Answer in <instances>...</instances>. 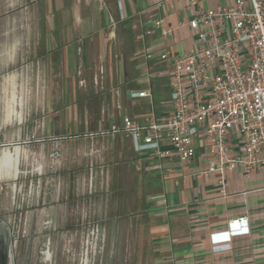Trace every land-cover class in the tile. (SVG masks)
I'll return each instance as SVG.
<instances>
[{
	"label": "crops",
	"instance_id": "0c3cea01",
	"mask_svg": "<svg viewBox=\"0 0 264 264\" xmlns=\"http://www.w3.org/2000/svg\"><path fill=\"white\" fill-rule=\"evenodd\" d=\"M233 1L201 0V5L229 6ZM189 17L184 0H0V130L10 121L20 122L27 92L23 85L18 92L15 84L24 82L29 67L33 83L44 82L43 73L47 83L43 91L37 85L30 98L37 107L44 99V111L59 121L48 130L44 126L48 138L92 131L119 121L120 114L143 119L154 102V82L167 68L158 56L186 53L194 43L186 25ZM156 20L161 27L146 34ZM41 66L42 75L36 73ZM147 89L152 100L129 98L131 92ZM155 108L160 119L170 111L161 103ZM49 142L51 165H69L63 173L66 187L59 186L60 176L54 173L48 175L47 187L35 181L43 176L40 163L35 175L19 170L37 163L34 148L0 151V180L5 179L0 195L7 188L11 196L28 199L22 223L34 227V235L42 225L58 237L63 226L81 225L85 231L87 222H93L77 246L70 248L75 241L71 233L68 248L46 241L40 251L49 257L66 250L70 264L75 254L78 264H87L99 243L111 264H264V172L248 178L238 169L198 176L205 167L202 142L189 165L174 157L144 159L124 137ZM92 179L99 186L93 187ZM10 214L0 206L1 219L11 220ZM239 216L247 217L248 234L233 237L229 251L212 253L209 235Z\"/></svg>",
	"mask_w": 264,
	"mask_h": 264
},
{
	"label": "built area",
	"instance_id": "2783aa9c",
	"mask_svg": "<svg viewBox=\"0 0 264 264\" xmlns=\"http://www.w3.org/2000/svg\"><path fill=\"white\" fill-rule=\"evenodd\" d=\"M184 2L194 43L186 53L167 51L158 56L167 67L163 76L169 93L161 103L168 104L170 111L165 117L160 119L151 103L150 112L141 120L123 116L67 139L124 137L135 155L174 157L186 165L195 159L202 142L205 167L198 176H222L238 169L248 178L264 172V0H234L229 6L214 7L202 6L201 0ZM161 25V20L154 21L146 34ZM145 58L149 60L150 53ZM150 77L147 74L146 79ZM129 98L152 100V90L131 92ZM233 142L237 152H233ZM219 186L223 192L222 177ZM248 232L246 216L228 220L224 230L209 235L211 252L229 251L231 239Z\"/></svg>",
	"mask_w": 264,
	"mask_h": 264
},
{
	"label": "rangeland",
	"instance_id": "374dc122",
	"mask_svg": "<svg viewBox=\"0 0 264 264\" xmlns=\"http://www.w3.org/2000/svg\"><path fill=\"white\" fill-rule=\"evenodd\" d=\"M19 67H15L13 69V73H17ZM42 66L38 68V70H36V73L39 72L40 75L41 71H42ZM25 73H24V82L21 84L20 82H18V84H15L16 86V90L18 92H20V90H22L23 88H21V85L24 86V91L25 93L27 92V95H25V99L24 101V105L23 110H22V114H21V119L20 122L16 121V122H9V124L7 126H5L3 129L0 130V151L4 148H11L13 147V144L15 145V143L20 144L19 146L24 147L26 150L34 148L36 151V160L37 163H32L29 162V166H25L23 164V167H20V171L24 172V171H28L30 172L32 175L36 174V170L39 169V165L38 163H40L41 168H42V173L43 176L39 177V180H35V181H39L41 182V184H43V182L45 183L46 186L43 187H47L48 182H49V176L50 174L54 173L57 174L58 176H60L59 181L57 182L59 184V186H63L66 187V181L64 182V176L63 173L66 172V170L69 168V165H65L64 163H59L57 166L51 165L50 160H49V152L50 149L48 148V144L49 143H53V142H49L51 140H54V138H48L50 136V133L47 132L46 130H48V126L51 125L52 123H56L58 124L59 121H57V119H55L53 117V115H49L47 114L46 111H44L43 109V101L44 99H40V107H37L36 101L32 98H30V95L32 90H35V88H37V85H39V88L41 91L46 90L47 89V83L46 78L43 75L41 76V78H43L44 82H40L39 84L37 83H33L31 81V68H24ZM26 75L27 78H26ZM154 91H155V98H154V105L156 107V105L160 104L163 100H165V98H167L168 96V81L166 78L164 77H159L158 80H156V83L154 82L153 85ZM58 100V99H57ZM161 101V102H160ZM161 105L163 106L164 104L161 103ZM168 105V104H167ZM169 106V105H168ZM4 105H3V100L0 99V122L1 120H3L4 115H2L1 111L3 109ZM19 109V108H18ZM17 109V110H18ZM164 110H167V108H164ZM43 111V112H42ZM57 116V115H55ZM120 118H122V114H120L119 116ZM46 118V120H44ZM57 118V117H56ZM44 126L45 128H47L46 130H44ZM75 134H81V132L75 133ZM73 135V134H72ZM71 136V135H69ZM69 136H61V137H65L62 138V140H58V142L63 143L65 140H69L67 139ZM60 137V136H59ZM73 140V139H70ZM76 140H80V139H76ZM9 145L12 144L11 146L8 147H2L1 145ZM16 144V145H18ZM90 179V178H89ZM5 179L0 180V182H4ZM92 181V185L93 187L95 186H99V180L97 179H92L90 180ZM6 183H9V180H6ZM56 183V184H57ZM1 184V183H0ZM44 185V184H43ZM42 187V186H40ZM38 189V188H37ZM9 190L6 188L4 190L3 188V193L0 195V206H4L7 210H9L11 212L10 216L12 217L11 222H16L13 223V226L16 224H19L20 221L22 222V216L21 214L23 213V211L21 212L23 206H25L24 204H26V200L28 202V199L24 196L22 199V197L18 194H15L11 196L10 192H8ZM13 197V202L9 199ZM41 198V197H40ZM35 199V198H34ZM31 203V202H29ZM28 204V203H27ZM23 215V214H22ZM21 216V217H20ZM86 228L85 229V233L86 235H89L91 230L94 228L93 222L92 220L88 221L86 224ZM84 230V229H83ZM16 234V232H15ZM71 236L74 238L75 235L73 233H71ZM70 237V236H69ZM68 237V239H69ZM90 237V236H89ZM102 236L97 235V239L101 240ZM39 239L34 240L35 244H37ZM98 243V242H97ZM57 244V243H56ZM70 244V248L73 247V245H77V242L74 241V243H69ZM66 244V245H69ZM99 243L97 246V250L95 251L94 256L91 255V253H89L88 257H87V264H111L113 259H107L105 256V253H100L99 250ZM71 257V256H70ZM52 260H53V264H60L57 261V254L52 256ZM74 263L73 264H78L80 261V259H78L77 255H74L73 259ZM62 264H70V258H67V263H62Z\"/></svg>",
	"mask_w": 264,
	"mask_h": 264
},
{
	"label": "flooded vegetation",
	"instance_id": "af4514ba",
	"mask_svg": "<svg viewBox=\"0 0 264 264\" xmlns=\"http://www.w3.org/2000/svg\"><path fill=\"white\" fill-rule=\"evenodd\" d=\"M13 202V197L9 198ZM10 226V242H9V255L12 257V264H53L52 256L50 254V257L47 253H42L40 250L42 247L45 246V242L50 240L51 242H56L58 246H60L62 249L68 248L66 244H68V237L70 233H73V231H76L75 233V241L77 242L78 239H80V234L84 233V228H82L81 225H66L62 228H59L57 233L59 234L58 237L50 235L48 232V229L46 228L47 225H42L40 228L41 233L38 235H34V230L32 227L29 228V225H23L22 222L19 224H16L13 226V223L5 221ZM19 225V226H17ZM24 227V229H23ZM23 230V231H22ZM20 231V233H19ZM16 232V234H15ZM24 235H21V234ZM25 233H27V236H25ZM20 234V235H19ZM39 239L37 244H35L34 240ZM50 244V243H49ZM78 244V243H77ZM75 245V244H74ZM77 246V245H75ZM77 248V247H76ZM77 255V254H75ZM71 254L69 251L61 250L57 254V262L67 263V258H70ZM79 259V258H78Z\"/></svg>",
	"mask_w": 264,
	"mask_h": 264
},
{
	"label": "water",
	"instance_id": "95a60500",
	"mask_svg": "<svg viewBox=\"0 0 264 264\" xmlns=\"http://www.w3.org/2000/svg\"><path fill=\"white\" fill-rule=\"evenodd\" d=\"M16 144L18 143H15L13 146L20 145ZM10 236V226L0 218V264H12V257L9 255Z\"/></svg>",
	"mask_w": 264,
	"mask_h": 264
},
{
	"label": "trees",
	"instance_id": "16d2710c",
	"mask_svg": "<svg viewBox=\"0 0 264 264\" xmlns=\"http://www.w3.org/2000/svg\"><path fill=\"white\" fill-rule=\"evenodd\" d=\"M154 94H155V91L153 90V99L156 97V96L154 97Z\"/></svg>",
	"mask_w": 264,
	"mask_h": 264
}]
</instances>
